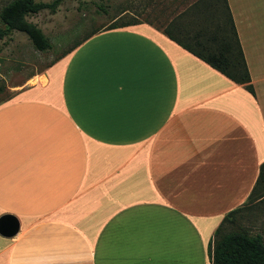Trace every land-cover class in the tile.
Instances as JSON below:
<instances>
[{"label": "crops", "instance_id": "crops-1", "mask_svg": "<svg viewBox=\"0 0 264 264\" xmlns=\"http://www.w3.org/2000/svg\"><path fill=\"white\" fill-rule=\"evenodd\" d=\"M228 4L255 96L147 20L0 104V218L20 224L0 264H211L264 162V0Z\"/></svg>", "mask_w": 264, "mask_h": 264}, {"label": "trees", "instance_id": "trees-1", "mask_svg": "<svg viewBox=\"0 0 264 264\" xmlns=\"http://www.w3.org/2000/svg\"><path fill=\"white\" fill-rule=\"evenodd\" d=\"M63 0L52 3L36 0H12L0 10V40L12 32L27 35L34 48L47 51L52 44L43 31L28 21L29 15L50 9L55 12ZM130 21L108 29L136 23ZM163 33L183 49L201 59L235 84L255 96L250 72L238 37L228 0H197L181 11ZM0 91L3 88L0 86ZM264 200V162L256 186L248 200ZM247 200V201H248ZM241 208L223 219L209 243L211 264H264V239L246 231L223 232V223Z\"/></svg>", "mask_w": 264, "mask_h": 264}, {"label": "rangeland", "instance_id": "rangeland-1", "mask_svg": "<svg viewBox=\"0 0 264 264\" xmlns=\"http://www.w3.org/2000/svg\"><path fill=\"white\" fill-rule=\"evenodd\" d=\"M12 0H0V10ZM52 3L54 0H36ZM197 0H63L29 15L48 37L52 48L38 51L26 34L12 32L0 40V104L17 95L30 79L57 62L63 53L93 31L130 21L151 20L161 29ZM133 15V16H132ZM137 19H135L136 17ZM0 26L4 27L1 22ZM223 232L246 231L264 239V200L252 199L223 223Z\"/></svg>", "mask_w": 264, "mask_h": 264}, {"label": "water", "instance_id": "water-1", "mask_svg": "<svg viewBox=\"0 0 264 264\" xmlns=\"http://www.w3.org/2000/svg\"><path fill=\"white\" fill-rule=\"evenodd\" d=\"M20 229L17 218L11 215H4L0 218V235L6 238L14 237Z\"/></svg>", "mask_w": 264, "mask_h": 264}]
</instances>
